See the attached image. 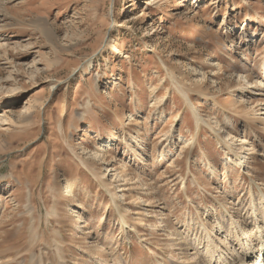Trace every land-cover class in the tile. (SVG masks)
Segmentation results:
<instances>
[{
  "label": "rangeland",
  "instance_id": "374dc122",
  "mask_svg": "<svg viewBox=\"0 0 264 264\" xmlns=\"http://www.w3.org/2000/svg\"><path fill=\"white\" fill-rule=\"evenodd\" d=\"M178 1L0 0V264H170L264 193V0Z\"/></svg>",
  "mask_w": 264,
  "mask_h": 264
},
{
  "label": "bare ground",
  "instance_id": "6f19581e",
  "mask_svg": "<svg viewBox=\"0 0 264 264\" xmlns=\"http://www.w3.org/2000/svg\"><path fill=\"white\" fill-rule=\"evenodd\" d=\"M178 5L182 6V0L178 1ZM89 66H93V64L90 63ZM158 93H159L158 89L153 91V95H152L153 98L151 101L152 105L154 103L156 104L157 101L155 99ZM0 120H2L1 117ZM245 149H244V153L246 152ZM148 156L149 158H147ZM153 156H154L153 149L152 147H149V149L142 150L137 154V160L139 162H144L150 160ZM237 158H239L236 163L238 164L236 165L237 167L246 165L245 161L247 156L244 158V160L241 159V155L236 157V159ZM207 163L210 164V168L213 170L214 166L212 165V162L207 161ZM121 173L122 175L124 174L123 172H120L119 174L120 177H121ZM69 186L68 188H70ZM125 190L126 187L125 188L121 187L119 191H125ZM121 195L125 196L126 193H123ZM125 198L126 196L124 197V199ZM113 199L114 200L117 199L115 194L113 195ZM244 199L245 198H243L242 196L240 195L238 196L236 203H234V209L232 212H228L226 207L223 209L225 211H221L220 209L221 203H219V205L216 204L211 206L212 208L210 209H212V212L209 211L208 213L209 215L213 216L212 219H214L216 225L210 226L209 223L200 220L199 222L200 229L198 230L199 236L197 238H191V237L188 238L186 242L181 243L180 247L177 248V250H179L178 252H180V255L183 256L182 258L186 259L190 255V259H187V262L181 261L180 259L182 258L174 255V252H176L177 250L172 248L166 251L167 253H169L167 258L171 260L170 264H264V193L259 194L252 192L248 202L245 201ZM227 202L228 201L226 202L223 201L224 204H228ZM118 209H120V207ZM227 213L228 215H226ZM125 215L122 214V211H119L118 214L119 223L123 226V228L127 226L132 231H134L138 239L142 238L143 236L141 237L139 231H141V228H144L146 225L144 219L139 218V221L136 220L137 222H139L138 225H136L137 222L136 224L135 223L129 224L128 223L129 221H127V219L129 218H126ZM214 215H216V217ZM169 228L170 227H167V230ZM214 228H218V229L215 231ZM142 240L145 241V238L144 239L142 238ZM142 240L141 242H143ZM190 248H194L195 251L189 253ZM58 256L59 259L56 260L51 259L46 264H65L60 260V258L62 257L60 252H58ZM103 258H105L103 257V254H100V259L102 260L101 262L106 263L107 260ZM93 260H96L95 257L93 258ZM35 264H45V258L43 257V255L40 256L39 260H37ZM159 264H168V263L166 262V260H164L161 261Z\"/></svg>",
  "mask_w": 264,
  "mask_h": 264
}]
</instances>
